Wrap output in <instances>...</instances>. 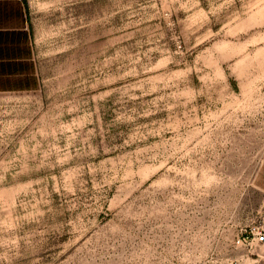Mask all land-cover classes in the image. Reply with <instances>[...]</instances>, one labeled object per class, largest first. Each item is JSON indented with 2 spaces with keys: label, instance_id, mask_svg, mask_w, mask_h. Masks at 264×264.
Segmentation results:
<instances>
[{
  "label": "rangeland",
  "instance_id": "obj_1",
  "mask_svg": "<svg viewBox=\"0 0 264 264\" xmlns=\"http://www.w3.org/2000/svg\"><path fill=\"white\" fill-rule=\"evenodd\" d=\"M24 1L0 264H264V0Z\"/></svg>",
  "mask_w": 264,
  "mask_h": 264
},
{
  "label": "crops",
  "instance_id": "obj_2",
  "mask_svg": "<svg viewBox=\"0 0 264 264\" xmlns=\"http://www.w3.org/2000/svg\"><path fill=\"white\" fill-rule=\"evenodd\" d=\"M39 80L24 0H0V95L32 94Z\"/></svg>",
  "mask_w": 264,
  "mask_h": 264
},
{
  "label": "built area",
  "instance_id": "obj_3",
  "mask_svg": "<svg viewBox=\"0 0 264 264\" xmlns=\"http://www.w3.org/2000/svg\"><path fill=\"white\" fill-rule=\"evenodd\" d=\"M255 240L257 243H262L264 241V234L262 232H257L255 234Z\"/></svg>",
  "mask_w": 264,
  "mask_h": 264
}]
</instances>
